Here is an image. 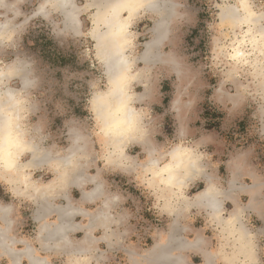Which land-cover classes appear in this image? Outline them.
<instances>
[{"label":"rangeland","instance_id":"rangeland-1","mask_svg":"<svg viewBox=\"0 0 264 264\" xmlns=\"http://www.w3.org/2000/svg\"><path fill=\"white\" fill-rule=\"evenodd\" d=\"M41 1L19 0L17 8L20 15L29 17ZM176 1L182 17L171 26L169 43L161 52L178 58L181 74L178 76L170 68L157 64L146 73V81L135 84L132 89L137 95H145L146 102L137 103V107L148 108L150 111L151 119L144 123L149 139L158 146V153H166L176 144L196 143L199 137L197 132L214 133L218 137L216 145L211 143L199 148L202 152V163L211 165L205 164L209 174L212 173V166L217 168L220 183L224 185L229 172L219 164L226 162L231 156L243 155L248 167L264 178V116L260 113L264 102L256 91L258 83L253 82L247 69H239L235 73V81L228 75L230 66L226 54L231 52L230 45L234 42V35L240 38L242 30L236 28L232 31L219 18L221 6L234 5L236 0ZM251 1L255 10L264 9V0ZM87 2L75 0L81 9V30L78 32L81 34L82 31L81 35L75 36L65 31L62 15L52 12L47 19L40 17L41 15L33 19L26 26L21 38L16 40L14 49L0 53L2 63L26 61L28 68L32 69L31 74L40 80L39 87L30 94L34 99L29 130L32 132V128L39 126L42 141L40 145L45 148L56 146V149H65L69 143L68 131L71 128L88 134L96 130L89 100L93 95V86L103 87L106 79L95 56L94 40L89 34L90 14L95 8L92 6L86 9ZM1 17L6 19L3 14H0ZM9 18L14 19L12 15ZM135 21L131 32L134 56H138L151 38L149 30L153 19L143 16ZM66 75L71 77L67 84ZM238 83L241 86H237ZM20 84L18 81L13 82L14 87H21ZM232 99H237L236 107H233ZM175 100L181 104L180 109L173 108ZM189 100L192 104L184 111L182 106ZM89 137L94 144L93 156L101 159L100 144L95 136ZM138 151L133 148L127 150L138 163L135 166L136 173L140 172V166L146 158L144 151L140 153L137 161ZM114 174L117 179L123 180L116 171ZM2 181L0 203H11L12 199ZM245 183L250 184V180L245 178ZM126 187L136 198L135 203L131 202V221L137 229L136 239L140 241L141 249L146 250L153 244L155 235L165 227L167 220L165 215L157 213L158 209L153 207V198L150 199L142 183H133L132 186L128 184ZM196 189L197 186L194 190ZM242 221L248 229H261L257 235H253L252 242L256 245V263L264 264V224L254 216ZM23 230L31 231L33 227L25 225ZM218 230L221 232L220 226ZM221 238L222 242L214 241L213 248L227 244V240L222 236Z\"/></svg>","mask_w":264,"mask_h":264},{"label":"bare ground","instance_id":"bare-ground-1","mask_svg":"<svg viewBox=\"0 0 264 264\" xmlns=\"http://www.w3.org/2000/svg\"><path fill=\"white\" fill-rule=\"evenodd\" d=\"M18 1L9 2L8 0H0V8L5 12H11L13 9H16L14 6H16ZM87 1L85 8L92 6L95 8L91 17L90 36L94 40L95 56L102 66L106 81H113L124 73H128L135 77L131 84V88L133 89V83L143 74L142 70L135 69L140 57L134 56V40L132 39L131 27L137 18H141L144 15L151 16L153 25L150 28L151 38L144 45L141 61L147 64L151 62H172L175 65L179 64L178 58L161 52L167 41L170 28L176 22V2L174 0ZM90 4L93 5L91 6ZM76 11L78 9L74 4V0H42L37 7L35 15L48 18L50 12H58L63 17L65 27L79 32L81 30V23L78 18L79 12ZM14 14L18 15V10ZM4 16L6 19L0 21V42L12 40V34L16 30L15 24H12V18ZM219 18L221 23L230 27L232 31L236 28H241L242 30L240 38L235 34L233 44H229L231 52L226 54L230 66L228 75L232 77V81H235L234 78L237 77L235 73L239 69H247L252 76L253 82L258 83V85L256 84V91L259 92L261 97H264V11L255 10L254 3L251 0H236V4L234 5L221 6ZM15 62H18L21 71L24 73L23 83L20 85L28 94V89L32 87L31 85L34 84V80L29 76L30 71L27 62L23 60H15ZM237 86H241V84L238 83ZM119 101V94L114 95L112 98L113 104L118 105ZM94 122L96 130L92 134L71 128V131H68L69 143L63 153H59L54 147H42L40 145L42 141L39 134V126H35L31 129L32 132L28 130L32 152L30 157H25L28 163L27 173L20 169L13 172L4 170L0 173L2 179L11 184L14 196H24L35 206L34 218L40 220L38 223V241L46 239V251L53 250L55 252L57 250V252H61L62 254L65 253L69 258V264H89V253L94 246L93 237L90 236L87 229L85 230V226L83 227L84 236L81 241L73 242L69 230H67L70 225H68L67 221L74 207H72L70 200L67 201L65 206L54 204L53 194L58 191H66L68 190L67 188L76 183L77 187L83 188L85 186L88 181L87 168H89V162L92 158L90 155L93 154L90 149L89 136H96L102 148V158L107 163H112L116 161L114 159L128 158L125 152L126 146L134 142V138L140 134L131 136L122 142L120 138L103 132L95 120ZM145 126L144 124V131L146 130ZM187 149L193 148L190 145L180 143L174 145L166 153H157L155 157L146 154L147 166H141L140 172H138L145 176L147 185L153 188L157 194L168 198L164 208L172 205V199H180L182 197L185 186L183 184V177L181 176L182 171L183 169L186 170L192 167L191 165L194 164V160L197 162L198 153L194 149L191 155L186 156L181 154ZM128 166L130 167V165ZM132 166L137 170V167ZM43 167L50 169L52 172V178L47 182H41L37 178L32 177L35 170ZM95 184L96 187L91 191L82 189L83 197L101 194L102 184ZM206 188V191L203 193L204 195L207 192L211 193L209 192L211 190H209V186ZM203 194L200 196H204ZM213 196L211 197L213 198ZM210 198L208 195L207 201L205 200L206 203L211 204L212 201L214 203L218 202L216 198L214 200L211 198L212 201L209 200ZM106 200L108 201L109 199ZM218 204L220 205L221 202L215 205L217 206ZM215 205L211 204V206L215 207H212L213 210L218 208ZM220 207L218 208L219 212L217 210L214 215H210V218L212 221H217L220 224L223 234H226L230 239L233 237L232 242L235 254H243L244 256L246 253L255 251V243L252 242L253 235L248 231L247 226L240 221L238 214L236 215L235 211H232L224 219L220 216ZM12 210V206L0 204L1 253H6L10 256V264H21L19 261L23 257L28 259L27 264H49L47 257L39 255L38 250L32 244L24 240H17L9 234L13 225L10 217ZM77 212L85 217H89L88 221L90 223H103L106 217L102 215L101 208L95 211L93 216L87 214L90 212L82 211L79 207H77ZM52 213L56 214V218L52 222L53 224L51 223L52 226H49L46 219ZM19 243L22 244L23 248L18 249L16 247ZM44 243L39 244L41 248L44 247ZM159 253V260H165L167 257L165 244L160 246ZM149 254H151V251Z\"/></svg>","mask_w":264,"mask_h":264},{"label":"crops","instance_id":"crops-1","mask_svg":"<svg viewBox=\"0 0 264 264\" xmlns=\"http://www.w3.org/2000/svg\"><path fill=\"white\" fill-rule=\"evenodd\" d=\"M174 1L176 2L175 9L177 15L175 21L177 22L182 17V14L180 13V6L178 2L176 0ZM18 3L20 4V2H17L16 6H14L16 9H13L11 12H5L2 8H0V13L3 15L8 16V18L9 15L13 16L14 19H12V24H15L16 26V30L14 34H12V40L0 42V53L6 52L7 49H14V46L17 44L16 40L21 38L26 26L37 16H40L34 14L36 12V8L29 17H22L20 15L21 12L17 8L19 5ZM74 4L78 9L76 12H79L80 14L81 9L76 5L75 0ZM90 5L92 6L93 4ZM16 10H18V15L14 14ZM262 11H264V9H262ZM51 13L52 12L48 15L50 16ZM92 14H90V20ZM0 19L4 20V17H1ZM64 28L65 31H69L75 36L82 34V31L81 34H78V32L73 29L70 30V28L65 26ZM169 37L170 33L167 37L165 45L169 43ZM141 55L142 53L138 55L140 58L135 69L142 70L143 74L138 77V79L133 83V86L137 83L143 84L146 81V79H144L146 73L159 63L170 68L173 72L175 71L178 76L181 74L179 64L175 65L172 62H151L147 64L141 61ZM0 62L2 61L0 60ZM144 67L145 69H143ZM29 71V76L33 77L34 83L39 87L40 80L31 74L32 69ZM143 87L146 89L147 86L144 84ZM36 88H29L28 94L32 95V92L35 91ZM135 95V98H137L135 99L136 107L137 103L142 104L143 102H146V98H144L145 96L143 94ZM261 99L264 102L263 96ZM231 101L233 103V107H236L238 104L237 99H232ZM177 103L179 104V102L175 100L173 108L176 107L180 109L181 104L178 105ZM191 104L192 102L189 100L183 104L182 107L187 110V108H190ZM260 113L264 116V107L261 108ZM196 135L199 136L196 143H193L190 146L198 153L199 159L196 163L191 165L194 168L189 167L186 170L183 169L181 175L183 177V184L185 185L183 188V195L180 199H172L171 206L168 205L164 208L168 198L157 194L153 188L147 185L145 176L141 173L135 172L137 170L133 168L132 165L138 166V163L134 157L127 153L129 148L138 149L139 151L136 155L137 161L139 160L140 153L144 151L146 154H150L154 157L157 155V149L159 148L156 143H153L152 140L149 139L148 130H145L144 133H140L138 136L135 135L136 139L134 138V142L126 146L125 152L128 156L127 159H114L116 161L107 163L103 158L97 159L92 154L90 155L92 157L91 160L89 159V168H87L88 181L85 186L83 188L77 187V183L75 182L76 186L71 185L67 188L68 190L58 191L53 194L54 204L58 206H65L67 201L70 200L72 207H74V213L72 212V214L68 216L69 219L67 221L68 225L70 224V228L68 227L67 230H69V234L73 242L76 243L81 241L84 236L83 227L85 226V230L87 229L90 236L93 237L94 246L91 248L89 253V264H239V261H243L249 256L254 261V264H257L256 262H258V257L256 251L248 254L246 253L244 256L243 254H235L236 252L234 251L232 242L233 237L230 239L226 236V234L220 232L218 230V226H220V224L217 221H212L210 215H214L217 210L219 212L218 208L221 206L220 216L224 219L229 216L230 212L235 211L241 222H243L242 220L246 221L248 218L254 216L264 224V178L258 175L255 170L248 167L249 165L245 161L243 155H237L236 157L231 156L226 162H221V164H219V166L223 165L226 171L229 172L225 184L222 185L220 183L221 179L219 178L217 168L212 166V173L209 174L207 172L206 165H211L209 163H202V158L200 159V157H202V152H200L199 149L208 146L211 143L216 145L218 137L214 133L206 134L197 132ZM90 141V149L93 152L94 144L92 143V140ZM53 147L59 153H63L66 149L61 150L56 149V146ZM199 153H201V155ZM221 154H223V152H221ZM146 160L147 159L145 158V162L142 163L141 166H147ZM128 162H131V164H129L130 167L128 166ZM209 162H212V160ZM115 171L121 175L123 180L117 179V175L114 174ZM47 174L50 175L48 176ZM110 174H113L111 176H114L115 178H111ZM32 175L33 178H37V180L41 182H47L50 178H52L51 170L45 167L35 170ZM45 176H48L47 179H45ZM148 176L151 177L150 174H148ZM245 178L250 180V184L245 183ZM2 180L3 179L0 178V181ZM137 182L144 185V190L150 195V199L152 200L153 198V207L158 209L157 213H160L163 216L165 215L167 220L165 227H163L162 231L155 235L153 244L146 250L141 249V243L138 239H136L137 229L131 221L133 215L131 202L133 201L135 203L136 198L132 196L129 188L126 187L128 184L132 186L133 183ZM95 183L102 184L101 194L83 197L82 189L91 191L94 187H96ZM3 185L7 189L12 201L11 203L0 204H8L13 207L10 214L13 225L9 234L14 236L17 240H24L32 244L34 248L38 250L39 255L47 257L49 264H69V258L65 253L62 254L61 252H57V250H55V252H53V250L46 251V239L38 241V223L40 220L34 218L35 206L32 202L24 196H14L11 190V184L4 181ZM196 186L197 189L194 190ZM208 186L209 190L211 189L209 191L211 193L209 194L207 192L208 194L205 193L204 195L203 193L206 191L205 188H208ZM201 194L204 196L201 197ZM208 195L209 198L212 195L216 196L211 198L213 200L216 198L219 203L221 202L220 205L218 204L216 206L215 204L218 202L215 201L216 203H214L211 198L209 199L212 201V205L214 204L218 207L216 210L212 209V207H215L211 206L210 203H206ZM106 199L109 200L107 201ZM77 207H79L82 211L90 212L87 214H90L91 216H93L95 211L101 208L102 215L106 216L105 221H103L104 224L101 222L90 223V221H88L89 217H85L81 213L77 212ZM55 218V213L48 215L46 219L48 222L47 224L52 226V222ZM25 225H31L33 230H23ZM20 226H22L21 229ZM248 231L252 235H257L261 229L257 231L248 229ZM221 236L227 240V244L225 246H228V249L225 246H220L217 249L213 248L214 241L220 240L222 242L223 239ZM43 243L44 247L41 248L39 244ZM163 244H165L166 247L167 257L165 260L160 261L159 248ZM21 245L22 244L19 243L16 247H18V249L23 248ZM150 251L151 254H149ZM147 255L150 256L147 257ZM19 262L21 264H27L28 259L23 257ZM1 263L10 264V256L6 253L2 254L0 250V264Z\"/></svg>","mask_w":264,"mask_h":264},{"label":"clouds","instance_id":"clouds-1","mask_svg":"<svg viewBox=\"0 0 264 264\" xmlns=\"http://www.w3.org/2000/svg\"><path fill=\"white\" fill-rule=\"evenodd\" d=\"M23 76L18 62H0V173L17 169L25 173L28 171L25 157H30L32 152L28 130L31 127L34 97L27 94L23 87L13 86L16 81L23 83ZM70 79L66 75V84ZM134 79V76L124 73L113 81H106L103 87L94 85L89 100V108L97 125L103 132L120 138L122 142L143 133L144 122L151 119L148 108L135 106V93L131 88ZM31 86L38 87L35 83ZM116 94L120 96L118 105L112 102ZM193 151L187 149L181 154L187 156ZM239 264H254V261L249 256Z\"/></svg>","mask_w":264,"mask_h":264}]
</instances>
